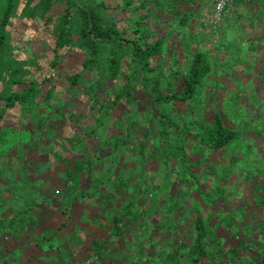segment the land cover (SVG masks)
<instances>
[{"label": "trees", "instance_id": "trees-1", "mask_svg": "<svg viewBox=\"0 0 264 264\" xmlns=\"http://www.w3.org/2000/svg\"><path fill=\"white\" fill-rule=\"evenodd\" d=\"M233 2L0 0V264H264V0Z\"/></svg>", "mask_w": 264, "mask_h": 264}, {"label": "built area", "instance_id": "built-area-1", "mask_svg": "<svg viewBox=\"0 0 264 264\" xmlns=\"http://www.w3.org/2000/svg\"><path fill=\"white\" fill-rule=\"evenodd\" d=\"M213 7L211 8L212 22L219 24L225 20V17H231L234 10V0H212Z\"/></svg>", "mask_w": 264, "mask_h": 264}, {"label": "rangeland", "instance_id": "rangeland-1", "mask_svg": "<svg viewBox=\"0 0 264 264\" xmlns=\"http://www.w3.org/2000/svg\"><path fill=\"white\" fill-rule=\"evenodd\" d=\"M209 10L211 11V7L209 8ZM205 16H206V15H205ZM206 17H207V18H206L207 20H205L206 23H208V22H212L211 17H208V13H207V16H206ZM229 37H232V35L230 34Z\"/></svg>", "mask_w": 264, "mask_h": 264}]
</instances>
